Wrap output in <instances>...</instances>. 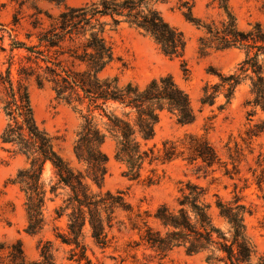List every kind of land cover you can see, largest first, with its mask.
Returning <instances> with one entry per match:
<instances>
[{
    "label": "trees",
    "instance_id": "1",
    "mask_svg": "<svg viewBox=\"0 0 264 264\" xmlns=\"http://www.w3.org/2000/svg\"><path fill=\"white\" fill-rule=\"evenodd\" d=\"M21 7L26 0H11ZM62 10L55 16L45 13L48 23L40 18L36 6L23 40L10 39L6 68L0 69V103L5 124L0 133L2 149L24 159L7 183L18 187L24 196L26 227L24 232L36 236L47 227V202L59 200L53 209V221H64V228L54 225L53 241L40 242L38 259L28 261L20 242L10 247L0 244V264H60L55 243L63 247V261L68 264H103L93 261L92 246L104 251L113 237L120 213L125 214L137 240L127 245L143 247L163 260L176 249L189 255H205V264H264L256 254L246 233L245 217L252 213L243 197L234 191L229 201L218 194L209 200L207 189L187 181L179 190L175 206H158L153 214L133 211L123 192H102L107 174L108 156L103 146L114 142V160L123 166L122 176L139 181L146 167L147 184L159 182L156 167L181 159L194 165L204 176L221 171L234 180L241 173L246 149L251 141L264 134V26L255 22L243 30L230 8V0H214L221 19L204 20L193 15V0L180 2L179 10L186 22L201 31L199 54L239 51L243 55L237 70L230 74L212 72L217 82L205 84L200 103L214 106L222 97L224 110L232 101L242 80H248L250 98L243 106L249 108L247 120L260 112L263 119L249 126L243 140L245 148L234 144L227 147L223 161L206 135L186 134L178 140L163 141L157 149L152 141L155 128L164 114L175 118L179 125H190L195 114L188 94L171 75L152 79L143 89L137 85L120 84L118 76L105 72L121 62L115 53L112 35L123 25L148 37L162 56L182 63V73L188 77L184 54L187 41L182 31L170 25L157 6L170 0H96L79 7L67 6L68 0H41ZM19 24L17 13L12 25ZM4 26L0 24V52ZM126 69V64L122 62ZM48 87L54 100L70 106L78 113L81 123L73 142V156L80 170H73L58 154L54 138L39 127L31 102V88ZM53 170V180L46 184L45 166ZM257 197L264 202V153H259L247 169ZM244 188L248 178H242ZM91 185L99 191L93 192ZM227 226L224 232L212 215ZM153 220L154 225L150 220ZM134 264L139 262L135 255ZM158 264H163L162 262Z\"/></svg>",
    "mask_w": 264,
    "mask_h": 264
},
{
    "label": "rangeland",
    "instance_id": "2",
    "mask_svg": "<svg viewBox=\"0 0 264 264\" xmlns=\"http://www.w3.org/2000/svg\"><path fill=\"white\" fill-rule=\"evenodd\" d=\"M96 0H68L67 6L79 7ZM189 0H170L166 4L157 6L164 19L172 26L183 32L187 41L184 60L188 69V77L182 73V63L177 59L169 60L161 55L156 45L148 37L143 36L138 31L126 25L112 35L115 53L120 57L121 62L113 64L106 72V76H118L121 85L132 83L143 89L152 79L171 75L177 85L189 96L195 114V120L190 125L177 124L174 117L164 114L155 128V136L152 144L157 149L163 141L178 140L186 134L206 135L207 139L217 151L223 161H227V147L234 144L245 148L243 140L246 139L245 132L249 126L263 119L260 112L252 118V122L247 120L246 112L249 108H244V102L250 98L249 82L242 80L237 87L231 103L224 109L218 110V106L224 104V99L220 96L216 99L214 106H203L200 103L202 88L205 84H214L217 78L212 72L230 74L237 70V65L242 61L243 55L236 50L224 52L212 51L207 56L199 54L198 40L201 31L186 22L179 10L180 2ZM41 10L40 18L44 23H48L45 13L52 16L57 15L62 7L58 8L41 0H26L23 6L11 0H0V24L4 26L7 33H4L3 46L6 52H0V69L6 68L8 49L11 37L23 40L24 32L29 28L30 16L35 13L34 7ZM230 8L236 16L238 25L246 30L250 24L259 22L264 26V0H230ZM193 15L204 20H220L221 11L218 10L214 0H193ZM19 18V24L12 25L13 15ZM1 44V43H0ZM122 62L126 64V69L122 67ZM31 102L34 109L35 119L40 128L45 130L54 138V147L58 154L69 166L77 171L80 165L77 164L73 156V142L79 129L81 120L70 106L54 100V95L48 87L37 89L31 88ZM1 108V103H0ZM5 119L0 109V133L4 127ZM114 142L108 139L103 151L109 160L107 163V174L104 178L101 191L123 192L127 201L132 205L133 211H148L153 214L155 209L166 204L175 206L179 197V190L187 181L199 184L207 189L208 199L211 200L213 194H218L221 198L229 201L234 191V184L237 191L243 197V202L250 206L252 213L245 217L246 233L253 244L257 257H264V202L257 197V192L251 185L250 175L247 169L253 164L255 157L259 153H264V134L251 141V152L246 149V158L240 164L241 173L230 180L222 175L221 171L204 176L203 171H198L194 165L177 159L166 165L156 167L158 175L161 176L156 184L149 185L144 180L150 167H146L143 178L139 181H129L122 176L123 166L114 160ZM25 166V161L19 156H12L5 152L0 144V244L10 247L20 242L23 253L28 261L38 259L40 242L53 241L52 229L54 225L64 228L65 222L53 221V209L59 200L47 202L46 217L47 227L42 233L36 236H29L24 232L26 227V214L24 210V196L18 187L7 183L8 179L15 176L16 172ZM43 178L46 184L53 180V170L49 164L44 168ZM242 178H248V187L244 188ZM93 192L99 190L91 185ZM122 225H117L111 232L113 237L110 245L104 251L92 246L94 252L93 261L98 259L103 264H134V255L139 262H151L158 264H205V255H187L183 249L172 251L166 258L160 260L154 253L145 250L143 247L132 249L127 247L129 243L137 240L135 231L130 230V226L123 213L118 215ZM213 221L224 232L227 226L221 222L215 214ZM154 225L153 220H150ZM57 261L60 264H68L63 261L64 248L55 243Z\"/></svg>",
    "mask_w": 264,
    "mask_h": 264
}]
</instances>
